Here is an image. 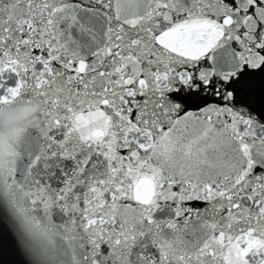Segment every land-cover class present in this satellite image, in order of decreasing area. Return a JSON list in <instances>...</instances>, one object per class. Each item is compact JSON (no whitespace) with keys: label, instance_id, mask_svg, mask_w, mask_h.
<instances>
[{"label":"snow or ice","instance_id":"1","mask_svg":"<svg viewBox=\"0 0 264 264\" xmlns=\"http://www.w3.org/2000/svg\"><path fill=\"white\" fill-rule=\"evenodd\" d=\"M0 264H264V0H0Z\"/></svg>","mask_w":264,"mask_h":264},{"label":"water","instance_id":"2","mask_svg":"<svg viewBox=\"0 0 264 264\" xmlns=\"http://www.w3.org/2000/svg\"><path fill=\"white\" fill-rule=\"evenodd\" d=\"M7 259H8L10 262H14V261L17 260L18 258L15 257L14 255H9V256L7 257Z\"/></svg>","mask_w":264,"mask_h":264}]
</instances>
